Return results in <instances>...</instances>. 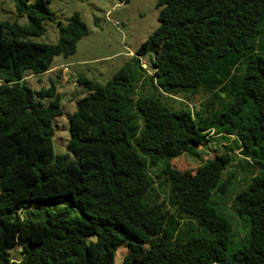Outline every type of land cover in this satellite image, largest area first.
<instances>
[{
	"label": "trees",
	"instance_id": "obj_1",
	"mask_svg": "<svg viewBox=\"0 0 264 264\" xmlns=\"http://www.w3.org/2000/svg\"><path fill=\"white\" fill-rule=\"evenodd\" d=\"M9 1L28 25L0 21V264H116L122 247V264H264V0H158V28L131 61L105 85L79 81L63 155L61 96L26 77L73 56L89 29L76 13L56 44L33 42L56 22L53 0ZM201 90L212 100L196 115L164 93ZM212 131L240 151L228 175L237 157L198 150ZM185 155L201 165L178 170Z\"/></svg>",
	"mask_w": 264,
	"mask_h": 264
},
{
	"label": "rangeland",
	"instance_id": "obj_2",
	"mask_svg": "<svg viewBox=\"0 0 264 264\" xmlns=\"http://www.w3.org/2000/svg\"><path fill=\"white\" fill-rule=\"evenodd\" d=\"M33 4L36 0H30ZM158 0H133L127 5L120 4L113 0H53L49 5L50 10L55 14L56 22L45 23L46 32L40 37L30 40L41 44H56L59 39V26H66L68 20L79 14L89 29V35L84 37L77 45V51L69 58H57L56 66L44 76L37 77L27 75L28 84L35 90L49 88L55 85L58 94L62 99L64 115L54 121L55 128V153L63 155L67 152V143L70 139L69 119L76 111V103L86 94L85 88L80 84L81 79L105 85L107 84L126 64L135 56L142 44L158 28L159 10ZM18 20L15 3L9 0H0V21L12 22ZM22 26L28 25L27 18L19 19ZM148 61L143 58L141 63L144 69H148ZM68 67V71L65 68ZM61 67V68H60ZM150 75L155 71L149 66ZM174 109L188 106L196 115L202 110V105L206 101L212 100V95L205 90H201L193 97L182 93H167ZM223 96V94H222ZM224 97V96H223ZM226 100L227 98L224 97ZM219 107V104L218 106ZM211 112V111H210ZM207 114V113H206ZM211 141L208 145L198 147L203 153L204 161L220 156L224 160H229L230 156L237 157L234 166L229 167L226 174H230L235 167V163L241 159L240 151L235 153L226 152V146H232L230 141L221 140L220 136H215L212 131L209 135ZM228 154V155H227ZM230 155V156H229ZM73 159V156H71ZM201 165L196 158L188 155L180 157L174 162V166L182 171H194ZM236 188L242 189L249 182V171L245 168L238 170ZM162 197L169 192V187L158 189ZM227 214H234V193L230 194L223 203ZM235 221H239L235 216ZM239 235L241 236L244 223L239 221ZM239 232V231H238ZM126 247L118 251L116 264H122V256ZM15 255V250L12 251ZM15 259H19L18 255ZM121 261V263L119 262Z\"/></svg>",
	"mask_w": 264,
	"mask_h": 264
},
{
	"label": "crops",
	"instance_id": "obj_3",
	"mask_svg": "<svg viewBox=\"0 0 264 264\" xmlns=\"http://www.w3.org/2000/svg\"><path fill=\"white\" fill-rule=\"evenodd\" d=\"M60 68H61V67H60ZM125 254H126V251H125L124 255H125ZM124 255H123V256H124ZM123 256H122V257H123ZM117 257H120V256H117ZM119 262L121 263V261H119Z\"/></svg>",
	"mask_w": 264,
	"mask_h": 264
},
{
	"label": "built area",
	"instance_id": "obj_4",
	"mask_svg": "<svg viewBox=\"0 0 264 264\" xmlns=\"http://www.w3.org/2000/svg\"><path fill=\"white\" fill-rule=\"evenodd\" d=\"M66 67H67V66H66ZM65 70H66V71H68V67H67V68H65Z\"/></svg>",
	"mask_w": 264,
	"mask_h": 264
}]
</instances>
